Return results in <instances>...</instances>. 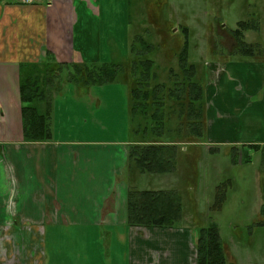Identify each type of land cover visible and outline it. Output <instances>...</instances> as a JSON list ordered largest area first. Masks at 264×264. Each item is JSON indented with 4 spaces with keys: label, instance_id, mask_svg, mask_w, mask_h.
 <instances>
[{
    "label": "crops",
    "instance_id": "obj_1",
    "mask_svg": "<svg viewBox=\"0 0 264 264\" xmlns=\"http://www.w3.org/2000/svg\"><path fill=\"white\" fill-rule=\"evenodd\" d=\"M130 6L129 0H41L33 5L0 0V235H5L0 249L5 244L7 248L0 254V264H45L44 233L48 228L63 227L69 233L97 232L106 238L118 235L117 244L106 243L105 249L96 253L81 250L72 255H81L82 264H89L88 259L94 257L102 264H197L196 240L202 226L191 223L184 213L173 227L129 224L130 189L146 177L147 187L153 190L157 186L158 190H177V182L175 188H169L171 177L181 175L187 166L182 163L174 173L151 174L156 178V184H151L147 178L150 173H141L133 165L131 149L139 143L125 84L89 87L63 81V89L57 93H52L57 84L49 89L46 86V98L31 105L37 106L40 113L48 112L51 139L25 138L22 111L29 104L21 94L24 67L42 65L45 70L56 64H100L109 58L125 61L128 52L123 48L128 39L129 47L133 32L145 31V24L141 29L136 25L133 28V20L129 23ZM122 15L130 24V29L126 25L124 30L128 37L124 45L118 36ZM228 53V60L223 62L235 81L224 85L223 91L208 89L210 144L187 143L180 148V162L184 153L199 152L200 145L209 152L222 146L237 151L242 146L264 145V61L241 58L232 50ZM72 87L74 90H70ZM66 88L70 90L68 97L61 100ZM120 99L126 117L122 138L84 139L79 136L81 131L75 133L68 126L87 121L86 117L101 122V108L109 110L112 102ZM73 102L77 106H72ZM69 106L79 108L78 114L66 116V112L73 111L68 110ZM94 108L99 111L94 112ZM258 209L247 214L251 220H239L245 217L240 213L230 223L231 236L224 243L229 264H264V212ZM242 227L246 228L245 234ZM90 228L100 232L87 230ZM121 231L125 233H118Z\"/></svg>",
    "mask_w": 264,
    "mask_h": 264
},
{
    "label": "rangeland",
    "instance_id": "obj_2",
    "mask_svg": "<svg viewBox=\"0 0 264 264\" xmlns=\"http://www.w3.org/2000/svg\"><path fill=\"white\" fill-rule=\"evenodd\" d=\"M120 1L127 2V0ZM129 2H131L129 23L133 20V28L136 25L141 29V24L142 26L145 24L144 29L147 28L148 33L146 34L144 31L142 35L153 38V43L161 44L160 50L156 53V60L157 64L160 65L158 72L162 81L168 79L171 67L177 68V53L184 44L183 32H181L183 27L189 29V61L197 64L199 69H204L205 73L203 75L207 76V80L205 79L207 90L213 88V90L223 91L224 85L229 84L232 80L235 81L232 72L226 68L223 59L228 60V51L237 52L235 40L230 32L238 29V22L248 20L249 22H257L256 27L258 23L260 24L259 31L247 32L246 42L259 45L264 53V0H129ZM179 7H186V9L184 12H180ZM255 12L258 13V16L252 15ZM180 13H186L187 18L183 17V14L180 18ZM118 22V36L124 45V42H127L128 39L124 35V30L127 31L126 25L130 29V24L123 15L120 16ZM156 22H159L161 29L159 34L156 35L157 37L155 36L156 32L153 31L155 29L153 25ZM137 34L140 33L133 32L132 36L134 37ZM129 41L130 38L127 47L125 45L123 48V51L126 50L128 55L130 52ZM220 53H222V57L226 56V58L220 57ZM122 61L123 59L109 58L108 62L119 63ZM221 63L224 65H221ZM66 74L67 72H62L60 76L66 77ZM56 83L57 79L53 78L51 83H48L47 88L53 87ZM57 85L59 90L63 89L61 82H58ZM70 90H74V87ZM70 90L66 88L60 99L63 100L64 97H68ZM52 93H57V90L52 91ZM123 103L120 99L117 102H112L109 110H104V107H102L98 114V117L102 119L101 122L86 117L87 121H81L78 124H72L71 122L68 123V126L75 130V133L81 131L79 136L84 139L113 140L117 137L122 138L126 134V117L121 110ZM71 105L77 106L76 102ZM72 106H69L68 110H73ZM77 110L79 108H75L70 113L66 112V116H75L78 114ZM86 111L92 113L91 108H87ZM96 111L98 112L99 109L94 108V112ZM58 114L60 116L61 113L58 112ZM60 117H58L57 123L58 134L61 131ZM163 136L160 139L162 141L169 138L175 139L173 136ZM180 136L177 138L185 140L191 138L188 135ZM206 137V144H210L208 135ZM196 139L201 141L200 138L196 137ZM244 152V157H246V148ZM194 155L193 153L187 155L184 153L183 162L187 166V170L182 169L180 171L181 175L172 176L173 184L171 183L169 188H175L177 182L179 186L177 191H179L182 198L183 213L188 216L191 223L207 227L209 225L208 221H210V224L216 222L220 227L222 239L227 241L231 236L230 231L232 229L229 225L233 222V218L239 217L241 213L245 217L239 220H251L247 218V214L259 210L258 208L262 206L260 204L263 199L259 184L260 174L263 173V171H260L262 156L260 152H251L252 161L243 163L242 155L236 154V150H233L231 146H222L216 151L209 152L208 148L203 147V145H200L199 152ZM236 156L239 159L237 163L234 162ZM189 157L191 158L187 159ZM179 166L180 164L177 167L179 168ZM145 178L143 177L142 181L135 185V190H153L151 187H147ZM147 178L152 180L151 184L156 179H153L151 174ZM163 187L167 188V186ZM220 188L227 192L226 201L221 210H212ZM158 189H160V186H157L155 191H159ZM66 229L64 227L60 229L48 228L44 233V241L46 242L43 244L46 257L45 264H48V260L49 264H82L84 259L81 255L79 257H72V255H78L81 250L96 253L100 248L105 249L106 243L114 242L117 244V242H120L118 235L106 238L97 232L69 233ZM87 230L100 232L97 228ZM240 230L245 234L246 228L242 227ZM236 235L240 236V234ZM3 236L5 235H0V242L5 241ZM2 249H0L1 255L7 250L6 244ZM88 260L89 264H102L97 257ZM104 264L108 263L105 262Z\"/></svg>",
    "mask_w": 264,
    "mask_h": 264
},
{
    "label": "trees",
    "instance_id": "obj_3",
    "mask_svg": "<svg viewBox=\"0 0 264 264\" xmlns=\"http://www.w3.org/2000/svg\"><path fill=\"white\" fill-rule=\"evenodd\" d=\"M258 16V13L252 14ZM252 16V17H253ZM256 20V19H255ZM257 23V22H256ZM238 22L237 30L230 35L236 43V54L244 59H261L264 53L259 45L246 42L247 32L259 31V23ZM148 29H145L147 34ZM154 31V30H153ZM183 47L177 54V68L169 69V77L162 81L159 75L156 53L161 44L141 34L132 38L129 55L122 62L100 64H70L49 67L42 65L24 67L21 94L28 106L23 107L25 138L28 141H48L51 139V124L48 112L40 113L31 103L46 98V86L53 78L58 82L68 81L81 86H104L123 83L128 87L130 114L133 131L138 145L131 149L130 159L141 173H174L180 162L179 152L187 143H204L208 135L207 97L204 69L189 61V29ZM55 67V68H54ZM66 77L60 76L62 71ZM56 76V77H55ZM65 79V80H64ZM55 90H59L58 85ZM173 136L175 139L160 140ZM182 135L189 140L177 138ZM180 136V137H181ZM200 138L201 141H198ZM247 149L244 157V149ZM251 152L261 154L264 174V145H248L236 151L242 155L243 163L252 161ZM234 162H239L237 156ZM227 192L219 189L212 210H221ZM261 211L264 212V187ZM128 221L133 226L173 227L183 215L182 198L177 190H135L130 189L127 202ZM197 264H227L224 245L216 223L202 227L197 239Z\"/></svg>",
    "mask_w": 264,
    "mask_h": 264
},
{
    "label": "flooded vegetation",
    "instance_id": "obj_4",
    "mask_svg": "<svg viewBox=\"0 0 264 264\" xmlns=\"http://www.w3.org/2000/svg\"><path fill=\"white\" fill-rule=\"evenodd\" d=\"M185 9H186V7H182V8L179 7L180 12H184ZM186 13H187V12H186ZM186 13H180V14H179L180 18H182V15H181V14H183V17H186V18H187ZM158 20H159V18H158ZM158 20H157V21H158ZM153 26H154V28H155V29H154V32H156V34H155V36H156V35L159 34V31L161 30V29H160V24H159V22H156L155 25H153ZM183 28H184V27H183ZM183 28H182V29H183ZM181 32H183V31H181ZM182 35H183V37H184V41H185V40H186V34L183 32ZM156 37H157V36H156ZM188 37L190 38V36H188ZM152 39H153V38H152ZM153 40H154V39H153ZM189 42H190V40H189ZM182 47H183V46H182ZM189 49H190V45H189ZM180 50H181V49H180ZM179 52H180V51H179ZM179 52H178V53H179ZM178 53H177V54H178ZM155 55H156V54H155ZM156 56H157V55H156ZM206 80H207V79H206ZM193 155H194V153H193ZM182 163H184V162H182ZM182 163L179 162V164H182ZM182 165H183V164H182ZM184 165H185V163H184ZM185 166H186V165H185ZM186 170H187V167H185L184 171H186ZM200 229H201V228H200ZM220 235H221V234H220ZM221 238H222V236H221ZM197 239H198V237H197ZM222 242H223V245H225V244H224L225 241H224L223 239H222ZM196 245H197V240H196ZM224 251H225V246H224ZM225 255H226V253H225ZM196 257H197V248H196ZM226 260H227V257H226ZM227 264H229V263H228V260H227Z\"/></svg>",
    "mask_w": 264,
    "mask_h": 264
},
{
    "label": "built area",
    "instance_id": "obj_5",
    "mask_svg": "<svg viewBox=\"0 0 264 264\" xmlns=\"http://www.w3.org/2000/svg\"><path fill=\"white\" fill-rule=\"evenodd\" d=\"M41 0H16L17 3L22 5H33L39 3Z\"/></svg>",
    "mask_w": 264,
    "mask_h": 264
}]
</instances>
